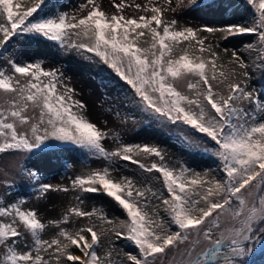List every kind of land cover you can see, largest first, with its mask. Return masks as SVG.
Segmentation results:
<instances>
[{
  "label": "snow or ice",
  "instance_id": "1",
  "mask_svg": "<svg viewBox=\"0 0 264 264\" xmlns=\"http://www.w3.org/2000/svg\"><path fill=\"white\" fill-rule=\"evenodd\" d=\"M166 3L164 7L149 0L142 11L150 15L136 18L108 16L94 0H86L79 10L91 8L78 17L67 12L40 15L46 0L26 5L0 0V49L24 37L37 44L53 42L65 51L93 53L124 83L141 113L175 133L193 152L210 153L219 173L172 168L154 145L119 142L106 150L108 133L87 118L86 106L73 99V89L58 90L55 70L45 71L40 62L9 59L10 71L0 69V154L55 147L48 143L54 141L107 161L103 168L77 175L71 189L41 183L39 191H75L81 203L83 194H102L123 218L112 219L102 209L73 207L62 220L46 225L34 209L22 207L24 201L2 200L0 264H244L252 246L264 243V93L248 90L249 63L235 49L229 70L217 73L219 53L205 46L204 35L255 37L246 49L256 52L254 63L264 68V0H246L254 14L245 23L197 29H177L176 19L165 18L167 11L183 9L184 0H176L175 8L172 0ZM202 3L189 0L188 6L200 8ZM125 6L123 0L113 4L118 12ZM135 7L141 10V5ZM180 80L187 81L188 93L177 88ZM30 108L31 116L26 114ZM137 157H156L159 163ZM118 161L158 174L154 180L159 187H153L152 179L137 183L113 175ZM27 172L38 179L31 169ZM70 215L88 223L71 230L62 227ZM50 225L58 231L45 240L42 234ZM113 236L127 240L135 251L114 259L108 247L98 255L101 238Z\"/></svg>",
  "mask_w": 264,
  "mask_h": 264
},
{
  "label": "rangeland",
  "instance_id": "2",
  "mask_svg": "<svg viewBox=\"0 0 264 264\" xmlns=\"http://www.w3.org/2000/svg\"><path fill=\"white\" fill-rule=\"evenodd\" d=\"M95 4L100 6V9L111 16L113 14H123L126 17H136L150 13H144L142 8L149 3V0H123L126 5L119 12L113 4H119L122 0H94ZM158 5L167 7L166 0H154ZM86 0H68L60 9V12H67L69 15L76 14L78 17L86 15L91 6L84 9L83 12L79 10V5L85 4ZM141 5V10H138L135 5ZM185 7L177 12L167 11L165 18L168 20L176 19L178 24L191 25L193 27H202L204 25L214 26L215 23L203 22L200 18L196 17L193 12H188L189 2L184 0ZM172 7H176V0H172ZM191 9V8H190ZM189 14V15H187ZM218 19L222 21L221 16ZM231 19H233L231 17ZM241 20L245 23V16L238 15L237 20ZM217 24V23H216ZM221 23H219L220 25ZM249 41L251 37L247 38ZM237 50L236 48H234ZM239 54H243L237 50ZM17 60L20 63H28L40 61L44 70H55L58 74L61 86H66L74 90L72 93L73 99L81 101L86 107L83 112L87 118L97 127L102 130L119 129L122 132L124 143L129 141L137 142L138 144H148L159 147L164 156L165 163L170 167H176L180 165L181 159H184L188 166L194 165L202 168L206 162L207 153L202 151L193 152L187 148L182 139L167 128H162L157 122L150 119L147 124H140L135 121H121L112 112H106L103 108L102 100L104 99V92L101 88L96 77L92 74L94 71L95 63L88 60L84 53L76 49L65 51L58 44L53 42H46L37 44L34 41H29L25 38L17 40L9 50V53L2 59V66L4 70L10 71L8 60ZM176 86L185 93H188L187 81L180 80ZM216 87V85L214 84ZM227 91L224 89V94ZM190 94V93H189ZM27 115H33V110L30 108L26 113ZM38 115V113H36ZM23 130V129H20ZM49 144H59L54 141L48 142ZM119 142L112 139H105L103 146L106 150L112 151L118 146ZM210 147V145H207ZM144 163H151L153 161L159 163L158 158L151 157L145 160L143 157H137ZM104 161L100 158H96L92 163L82 164L79 162H73L68 169L63 170V163L60 160L54 159L50 154H45L41 149H36L33 152H11L0 154V191H6L7 187L12 183H16L26 188L29 192L28 199H20L24 201L22 207L27 209H34L38 218L48 225L49 221L62 220L64 215L68 213V210L73 207H78L83 211H88L92 202L89 198L83 199L86 194L82 196V203L76 199L77 193L75 191H49L46 194H41L39 186L41 183H47L54 187L59 186L61 188L68 187L71 189L72 180L81 173L87 172L92 169L102 168ZM37 165V167H46L51 176L49 179H43L36 182L33 177H30L27 172V166ZM150 177L153 173H146L142 170H138L135 173V180L142 178L141 175ZM143 179V178H142ZM86 218L77 217L75 215L69 216V223L62 225V227L69 228L70 230L76 228L83 222H86ZM23 231V229H21ZM58 229L54 226L46 227L42 234V237L46 240H50L56 236ZM30 239V237H29ZM103 245L106 244L105 238H101ZM113 248V252H116L114 256L118 257L122 255V249L109 244ZM264 249V243L257 242L254 245V251H260ZM2 253V250H0ZM77 254L78 251H77ZM245 264V262H244Z\"/></svg>",
  "mask_w": 264,
  "mask_h": 264
},
{
  "label": "trees",
  "instance_id": "3",
  "mask_svg": "<svg viewBox=\"0 0 264 264\" xmlns=\"http://www.w3.org/2000/svg\"><path fill=\"white\" fill-rule=\"evenodd\" d=\"M67 1L68 0H46V6L44 7V11L41 12L40 15H44L45 13L55 15L59 13L61 7ZM187 1L189 2V0ZM20 2L22 5H26L31 3V0H20ZM209 3L212 4V7L204 6ZM188 12H193L196 15V17L200 18L201 21L203 22L215 23V25L212 27H219L226 23H244L241 20H237L238 15L241 14L244 15L245 22H247L251 19L252 15L254 14V10H252L251 6L246 3V0H203V3L200 8H191V9L189 8ZM221 13H222V21L218 19V16H221ZM231 17L233 19H236L237 21L231 19ZM219 23L221 24L219 25ZM185 26L192 27L194 29L198 28L186 24H177L176 27L177 29H179ZM204 35L208 36V39L205 41V46L207 47L208 45H212L213 49L219 53L220 59L217 61V65H218L217 73H219L220 71L229 70L231 65L228 63V61L231 57V52L234 50V48H236L243 54V58H245L246 61L249 63L248 71L251 75L247 81L248 90L253 91L255 94L264 93V68H259L256 66V63H254V61H256V55H257L256 52L255 51L249 52L246 49L247 44L253 43L255 41V37L250 36L251 40L249 41L247 39L249 36L247 35L230 37L227 40L222 39V34L220 33L204 34ZM22 38L24 37L14 38L13 41L9 45H7L5 49H0V69L4 70L2 66V59L9 53V50L14 45V43ZM73 39H75V37H73ZM141 39L142 40L147 39V37ZM225 48H227L228 50L227 55H225V51H224ZM81 52L84 53V55L88 60H91L95 63L94 71L92 72V74L96 77L101 88L103 89L104 99L102 100V103L105 111L112 112L121 121L131 120V121L139 122L141 125L142 124L146 125L147 122L150 120V118L146 114L141 113L134 106L131 100L130 92L124 86V83L122 81H119V79L115 76V74L111 71V69H108L106 65L99 62L98 58H96L93 53H88L86 51H81ZM195 54L198 55L199 53H195ZM206 55L207 54H205V56ZM35 62H40V61L37 60ZM58 90L64 91V87L61 86L60 84ZM102 131L108 133L109 139H112L113 141L116 142L124 143L122 132L118 128L113 130H102ZM125 143L138 144L137 142L134 141H129ZM41 151H43L45 154H50V156L53 157L54 159L60 160L63 163V170L68 169V167L73 162L89 164L92 163L96 158H99L93 156L92 154L86 152L83 149H80L70 144H57L55 147H44L41 149ZM207 154L208 155H206V162L204 163L203 166H201L202 167L201 169L194 165L188 166V163L184 159H181L180 165L172 168L179 169L183 165L194 171H199L201 173L207 171L209 172L210 175H218L219 174L218 161L210 153ZM107 164L108 162L104 161L102 168L107 166ZM26 168L31 169L33 172L36 173L38 179L33 177L36 182L42 181L43 179H49L51 176L50 172L47 171L46 167H42V166L37 167V165H32V166H27ZM114 168L115 171L113 172V175L117 177L129 176L134 180H135V173H137V171L139 170L137 165L131 164L126 161H118L114 165ZM156 175L158 174L153 173L150 177H147L146 175L143 174L141 175L143 179L138 178V181L136 180L135 181L137 183H141L146 179H152L153 187H159L157 182L154 180V177ZM28 197H29L28 190L16 183H12L10 186H8L6 191L4 192L0 191V201L6 199L7 201L16 203V202H20L21 201L20 199L22 198L28 199ZM86 198H89L92 202V206L88 211H92L93 208H97V209H102L112 219L123 218V214L121 210L117 208L114 203H111L109 198L103 196L102 194L88 193L86 194L85 197H83V199ZM161 215H163V212H161ZM92 220L99 223L96 217H93ZM86 223H88V220L86 222H83L82 224H86ZM82 224H80L76 228H79ZM110 227L112 226L105 225V228H110ZM105 240L107 245H103V241L101 239L102 247L97 249L98 255L100 256H103L105 254V249L110 247L109 244H112L113 246L122 249L121 256L116 257L114 256L116 252H113L114 259L124 258L125 252L135 251L133 246L127 240L117 241L114 236L111 237V240H108L106 238ZM244 262L245 264H264V249L260 251H254L251 260L249 261L247 256Z\"/></svg>",
  "mask_w": 264,
  "mask_h": 264
},
{
  "label": "water",
  "instance_id": "4",
  "mask_svg": "<svg viewBox=\"0 0 264 264\" xmlns=\"http://www.w3.org/2000/svg\"><path fill=\"white\" fill-rule=\"evenodd\" d=\"M253 246H254V245H253ZM253 246H252V247H253ZM251 253H252V252H251ZM251 253H250V255H251ZM250 255H249V256H250ZM250 257H251V256H250Z\"/></svg>",
  "mask_w": 264,
  "mask_h": 264
}]
</instances>
